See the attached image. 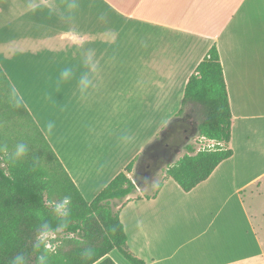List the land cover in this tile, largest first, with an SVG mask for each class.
Listing matches in <instances>:
<instances>
[{
	"label": "crops",
	"instance_id": "crops-1",
	"mask_svg": "<svg viewBox=\"0 0 264 264\" xmlns=\"http://www.w3.org/2000/svg\"><path fill=\"white\" fill-rule=\"evenodd\" d=\"M213 45L229 95L234 154L190 192L169 179L152 199L138 188L131 201L116 202L127 246L146 264H264V240L253 223L264 213L251 215L245 204L263 193L264 0H0V71L88 202L137 151L151 146L138 144L137 150L133 128L143 122L149 130L152 105L167 101L152 90L171 77L170 88L180 82L182 101L189 77ZM65 68L72 71L69 79L61 78ZM85 73L96 87L113 83L116 74L131 81L106 85L115 93L111 115H127L123 126L110 122L113 146L95 155L90 176L61 146L63 140L67 148L68 120L51 91L81 89ZM136 89L147 92L137 95ZM72 96L77 113L79 99ZM147 139L144 133L139 141ZM108 257L130 264L117 250Z\"/></svg>",
	"mask_w": 264,
	"mask_h": 264
},
{
	"label": "trees",
	"instance_id": "trees-1",
	"mask_svg": "<svg viewBox=\"0 0 264 264\" xmlns=\"http://www.w3.org/2000/svg\"><path fill=\"white\" fill-rule=\"evenodd\" d=\"M4 79L14 95L11 109H21L35 136L25 138L23 144L28 153L15 163L10 153L16 146L9 142L0 146V264H12L17 255L25 256L27 264H38L45 247L48 249L47 264H116L108 257L114 250L130 264H146L129 250L120 211L115 210L116 202H129L130 196L138 192L137 181L130 177L134 161L88 202L5 76ZM181 105L195 109L199 117L198 138L214 143L211 148L199 150L188 144L186 154L165 169L164 181L172 179L184 192H190L234 154L229 148L231 106L215 45L189 77ZM156 195L157 192L146 198ZM66 197L69 199L68 215L64 217L55 212V207ZM93 221L98 227L96 232L88 229ZM43 225L50 229L47 234L59 239L55 250L46 243L35 247Z\"/></svg>",
	"mask_w": 264,
	"mask_h": 264
},
{
	"label": "rangeland",
	"instance_id": "rangeland-1",
	"mask_svg": "<svg viewBox=\"0 0 264 264\" xmlns=\"http://www.w3.org/2000/svg\"><path fill=\"white\" fill-rule=\"evenodd\" d=\"M116 75L117 76H115L113 83H106L103 86L97 87L93 86L94 84H91L87 88V91L74 88L77 87L75 86L76 84L72 88L69 87L61 90L56 88V90H51L54 91L55 99L60 102V105L64 106V110L60 109V112L62 113V111H64L66 116L65 120H68L67 136L62 138L67 140L66 146L68 149L64 147L65 145L63 140L61 146L64 148L66 156L68 155L70 162L72 161L77 165H82V169L84 166L88 167H85L83 171H85V173L89 176L95 172L93 169H91V162L92 160L95 161V155L101 153V149L105 148V146H113L111 140L115 133L113 134L114 130L112 129L113 126L110 125V122L113 125L123 123L122 121L124 116L127 115L125 112L122 115H119V117L116 116L117 119L114 118L115 115H111V108L115 93L112 92V89L107 88L106 85H114L121 88L131 83V81L128 83L126 80L122 79L124 78L123 74ZM153 77H155V74H153ZM170 78L171 77L161 80L162 89L152 90L153 96L162 97L168 102L166 101L167 104L165 105L166 102L160 101L157 103L159 101L157 100L152 105V113L148 117L151 120V127L149 130L144 128L142 125L143 122L138 123L137 126L133 128L137 150L139 145L142 147L144 144L150 146L155 141L160 139H163V143L174 144L173 140L175 139V136H178L180 131L181 120H183L190 113L195 115L198 125L199 117L196 116L197 114L195 109L190 106L182 107L181 105V99L179 96L181 89L178 87L180 82L176 83V88H170V82H173L170 81ZM153 79L156 82L157 80H160L159 78ZM139 80H143L142 76ZM94 88L98 90H95ZM45 91V89H41L40 92L44 93ZM144 92H147V89H136L137 95L142 96ZM71 93L77 95L72 96L73 98L78 97L79 99L75 102V105H78L77 113H74L75 109L72 113L70 106ZM83 93L85 96H83ZM14 101V95L10 92L9 86L4 79V75L0 72V146L5 145L7 142L13 146H16L17 144L23 143L25 138L27 139L29 137L35 136L28 119L25 115H23L21 109L19 107L15 110L11 109L13 104L12 102ZM181 109L182 112H180ZM84 110H87V113H82ZM55 113L56 110L50 113L52 116L51 123L55 118ZM64 122H62V124ZM123 125L124 123L121 126ZM196 132L197 131L193 132V135L190 137V139L177 150L176 155L172 159H167L164 162L158 163L152 167L151 179H143L139 174L140 171L137 169L139 166H143L149 161L145 154V149L147 147H143L144 149H142V151L139 153L138 151L136 152V157L133 160L135 165L132 178L139 182V189L142 191L144 196L154 194V192L160 186V183L164 181L165 169L169 165L176 163L186 154V146L188 144L195 145L197 150L203 149L210 144L205 142V140L199 139L198 136H195ZM62 133L63 131L60 125V127H57V130L53 132V135H56L57 137L58 134L61 135ZM144 133L145 135H149V139H147L145 142H140L139 140L141 135ZM68 159L65 158V161L67 162ZM262 188L263 193L260 198L256 199V197L251 198L249 196L245 202L246 207L248 208L251 215H255L262 211L264 213V182H262ZM253 223L264 240V216H258L256 219H253ZM90 228L93 230V232H96L98 227L93 221L88 225V229ZM58 240L59 239L56 238V235L46 234V244L52 250H55V248L59 246L60 243L57 242Z\"/></svg>",
	"mask_w": 264,
	"mask_h": 264
},
{
	"label": "flooded vegetation",
	"instance_id": "flooded-vegetation-1",
	"mask_svg": "<svg viewBox=\"0 0 264 264\" xmlns=\"http://www.w3.org/2000/svg\"><path fill=\"white\" fill-rule=\"evenodd\" d=\"M195 131H197L196 117L190 113L181 120L180 131L178 136H175L173 140L174 144L163 143V139L157 140L151 144L146 152V158L149 160L148 163L137 168L140 171L139 174L141 177L143 179H151L152 167L175 156L177 150L190 139Z\"/></svg>",
	"mask_w": 264,
	"mask_h": 264
},
{
	"label": "clouds",
	"instance_id": "clouds-1",
	"mask_svg": "<svg viewBox=\"0 0 264 264\" xmlns=\"http://www.w3.org/2000/svg\"><path fill=\"white\" fill-rule=\"evenodd\" d=\"M90 62H91V56H89L85 60V64L88 65V64H90ZM71 76H72V71L69 68H65L61 72V78L62 79H69V78H71ZM90 85H91V80L89 79L88 74L87 73L83 74L79 80V86H80L81 90L82 91L87 90V88ZM47 127H48V130L51 131L52 128L54 127V124L49 122ZM27 153H28V148L25 144H23V143L17 144L14 151L10 153V159L12 160L13 163H15V162L19 161L20 159H22L23 157H25L27 155ZM68 203H69V199L66 197L62 203L56 205L55 212L60 216L66 217L68 215V208H67ZM49 231H50V229L48 228L47 225L42 226V228L40 230V235L38 236L37 243H36L35 247H39L41 244L46 243V234ZM47 252H48V249L45 247L44 254H41L38 257V264H47ZM12 264H27L25 256L17 255L12 260Z\"/></svg>",
	"mask_w": 264,
	"mask_h": 264
},
{
	"label": "water",
	"instance_id": "water-1",
	"mask_svg": "<svg viewBox=\"0 0 264 264\" xmlns=\"http://www.w3.org/2000/svg\"><path fill=\"white\" fill-rule=\"evenodd\" d=\"M198 133H199V131H198V129H197V132H196V135H195V136H197ZM135 185H136L137 188H139V182H135Z\"/></svg>",
	"mask_w": 264,
	"mask_h": 264
},
{
	"label": "built area",
	"instance_id": "built-area-1",
	"mask_svg": "<svg viewBox=\"0 0 264 264\" xmlns=\"http://www.w3.org/2000/svg\"><path fill=\"white\" fill-rule=\"evenodd\" d=\"M201 140H203V139H201ZM214 143L213 142H211L207 147L208 148H211V147H213L214 145H213ZM206 148V147H205Z\"/></svg>",
	"mask_w": 264,
	"mask_h": 264
}]
</instances>
